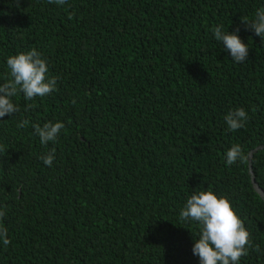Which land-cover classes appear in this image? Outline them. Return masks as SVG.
<instances>
[{
    "label": "trees",
    "instance_id": "16d2710c",
    "mask_svg": "<svg viewBox=\"0 0 264 264\" xmlns=\"http://www.w3.org/2000/svg\"><path fill=\"white\" fill-rule=\"evenodd\" d=\"M261 7L0 0V84L11 78L7 58L33 48L57 77L44 97L18 92L19 111L0 120V223L10 240H0V264H200V225L180 212L209 188L250 233L239 264H264V42L242 23ZM218 25L239 28L248 59H231ZM240 107L248 120L232 131L225 116ZM57 121L56 141L42 144L33 125ZM237 143L245 158L228 165ZM53 148L47 166L41 156Z\"/></svg>",
    "mask_w": 264,
    "mask_h": 264
},
{
    "label": "clouds",
    "instance_id": "9594fccd",
    "mask_svg": "<svg viewBox=\"0 0 264 264\" xmlns=\"http://www.w3.org/2000/svg\"><path fill=\"white\" fill-rule=\"evenodd\" d=\"M50 3L63 5L66 0H49ZM242 23L255 32L264 42V7L256 10L254 19H242ZM217 41H222L224 48L229 52L231 59L242 63L248 59L249 47L238 35L239 28L229 32L223 30V25L212 29ZM10 79L0 84V120L6 115L11 116L19 111L13 97L22 92L26 100L35 97H44L50 94L57 85V77L49 76V67L46 58L35 48L19 52L7 58ZM75 103V101H73ZM28 107H31L29 105ZM248 114L243 107L229 111L225 121L230 130L236 131L245 126ZM28 124L22 120L17 127L23 128ZM40 142L47 145L55 142L63 122H46L41 127L33 125ZM55 149L41 156L43 163L51 166L55 158ZM245 156L240 144H233L226 152V164L232 165ZM6 216L4 206H0V221ZM182 221H195L200 225V233L194 239L192 252L199 257L200 264H239L242 256L248 253L250 233L244 221L239 217L226 195L218 196L210 188L194 192L186 201L180 212ZM0 240L7 246L10 243L8 230L0 223Z\"/></svg>",
    "mask_w": 264,
    "mask_h": 264
},
{
    "label": "water",
    "instance_id": "95a60500",
    "mask_svg": "<svg viewBox=\"0 0 264 264\" xmlns=\"http://www.w3.org/2000/svg\"><path fill=\"white\" fill-rule=\"evenodd\" d=\"M262 148H264V146H260V147H258V149H262ZM256 150H253L251 153H250V155H253L254 154V152H255ZM256 184V183H255ZM256 189L264 196V193L258 188V186L256 185Z\"/></svg>",
    "mask_w": 264,
    "mask_h": 264
}]
</instances>
